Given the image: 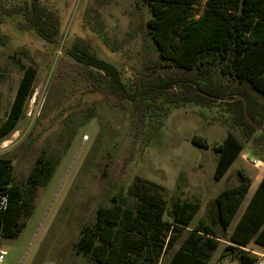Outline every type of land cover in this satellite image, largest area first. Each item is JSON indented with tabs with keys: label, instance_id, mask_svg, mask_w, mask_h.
<instances>
[{
	"label": "rangeland",
	"instance_id": "1",
	"mask_svg": "<svg viewBox=\"0 0 264 264\" xmlns=\"http://www.w3.org/2000/svg\"><path fill=\"white\" fill-rule=\"evenodd\" d=\"M22 2L0 0V121L15 93L21 75L19 58L24 53L35 60L38 73L23 117L0 140V156L12 160L16 178L31 168L39 154L58 153L60 158L20 234L0 239V248L6 251L1 264H90L91 259L75 252L81 227L94 220L100 205L111 204L113 196L137 204L132 193L137 179L151 183V192L165 200V218H169L173 200H192L199 204L192 224L203 219L217 228L215 197L237 183L238 170L253 175L242 165V158L264 157V147H260V157L253 152L258 134L246 140L237 115L219 101L208 106L165 103L155 107L136 128L131 108L109 106L85 94L84 80L74 73H56L64 50L81 38L100 58L113 64L132 89V78L156 57L147 34L151 11L146 1L39 0L60 20L53 44L24 28L22 11L15 9ZM203 2L196 5L198 13ZM27 56L23 61L29 60ZM212 79L227 82L218 70ZM89 105L94 113L87 118ZM227 130L244 141V149L225 174L214 180L218 152L212 145L220 143ZM193 136L208 146L194 144ZM189 229L183 230L158 264H168ZM227 244L221 239L207 264H238L223 249ZM246 248L262 251L253 243Z\"/></svg>",
	"mask_w": 264,
	"mask_h": 264
},
{
	"label": "trees",
	"instance_id": "2",
	"mask_svg": "<svg viewBox=\"0 0 264 264\" xmlns=\"http://www.w3.org/2000/svg\"><path fill=\"white\" fill-rule=\"evenodd\" d=\"M145 1L151 11L147 34L156 57L132 78V89L123 82L120 71L81 38L64 50L56 73H74L84 80L85 94L109 106L131 108L136 128L155 107L165 103L208 106L219 101L237 115L246 140L258 134L253 152L260 157L264 132L248 121L244 111L254 124L264 126V0H204L199 13L196 5L200 0ZM15 9L22 11L24 28L34 30L48 43H56L60 30L56 12L39 0H23ZM25 56L19 58L21 75L0 121V140L15 129L33 91L38 67L29 56L23 61ZM217 70L226 83L213 81ZM93 113L94 107L87 106L85 116L90 118ZM191 140L208 146L200 137ZM212 147L218 152L213 179L219 180L242 153L244 141L227 130L223 140ZM59 158L58 153L46 157L39 154L31 168L16 178L12 160L0 156V193L7 197L6 207L0 211V239L20 234ZM238 178L215 197L217 228L203 219L192 224L199 207L192 200H173L169 218H165V200L151 192V183L137 179L132 190L137 204L132 206L125 197L116 195L111 204L100 205L94 220L81 227L75 252L91 259L90 264H158L183 230L190 227L168 264H207L221 239L228 241L223 249L238 264H255L256 255L245 247L251 241L264 247V176L227 234L251 184L241 170Z\"/></svg>",
	"mask_w": 264,
	"mask_h": 264
},
{
	"label": "crops",
	"instance_id": "3",
	"mask_svg": "<svg viewBox=\"0 0 264 264\" xmlns=\"http://www.w3.org/2000/svg\"><path fill=\"white\" fill-rule=\"evenodd\" d=\"M252 159H253V160H256V164H253L252 161H250V158L245 157V160H246V161L243 160V158H242V162H243L242 165H244V166H245V165L248 166V167L251 169V171L254 172L253 175H250V174H247V173H246V174H247V175L250 177V179H251V184H250L249 189L251 190V187H252V188L255 190L256 187H257V185H258V183L260 182L261 178L264 176V160H261V159H254V158H252ZM249 189H248V191H247V193H246L244 199L242 200L241 205H240L238 211L236 212L234 218L232 219V221H231V223H230V225H229V227H228V229H227V234H229V233L232 231V229L234 228L235 223L237 222V220H238L239 216L241 215L243 209L245 208V206H246V204H247L249 198L251 197V195H252L253 192H254V190H251V192H249ZM248 192H249V193H248ZM247 195H248V198H247ZM246 198H247V199H246ZM238 213H239V215H238V217L236 218V216H237ZM251 243L255 244L257 247H259L260 249H262L261 252L256 251V250H255V251H254V250H249L251 253H253V252H257V253H262V252H264V247H263V246H260V245H258V244H256V243L252 242V241L249 242V243L247 244V246H248L249 244H251ZM247 246H246V247H247ZM246 247H245V249H247Z\"/></svg>",
	"mask_w": 264,
	"mask_h": 264
},
{
	"label": "built area",
	"instance_id": "4",
	"mask_svg": "<svg viewBox=\"0 0 264 264\" xmlns=\"http://www.w3.org/2000/svg\"><path fill=\"white\" fill-rule=\"evenodd\" d=\"M253 164H256V160H252ZM7 204V197L5 194L0 193V211L4 210ZM6 254V251L3 248H0V264L2 263V260L4 259V256ZM253 254L256 255V263L255 264H264V252L257 253L253 252Z\"/></svg>",
	"mask_w": 264,
	"mask_h": 264
},
{
	"label": "water",
	"instance_id": "5",
	"mask_svg": "<svg viewBox=\"0 0 264 264\" xmlns=\"http://www.w3.org/2000/svg\"><path fill=\"white\" fill-rule=\"evenodd\" d=\"M238 98H241V97H238ZM226 100L231 101V100H233V98H227ZM244 113H245L246 118L248 119V121H249L251 124H253V125L259 130V131L264 132V126H258V125H256V124H254L253 121L249 118L247 112L244 111Z\"/></svg>",
	"mask_w": 264,
	"mask_h": 264
}]
</instances>
